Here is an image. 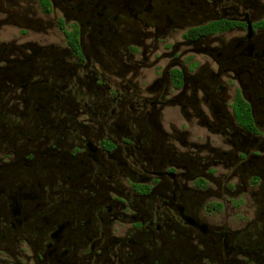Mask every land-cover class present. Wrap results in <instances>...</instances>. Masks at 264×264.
<instances>
[{"label":"flooded vegetation","instance_id":"flooded-vegetation-1","mask_svg":"<svg viewBox=\"0 0 264 264\" xmlns=\"http://www.w3.org/2000/svg\"><path fill=\"white\" fill-rule=\"evenodd\" d=\"M0 264H264V0H0Z\"/></svg>","mask_w":264,"mask_h":264}]
</instances>
